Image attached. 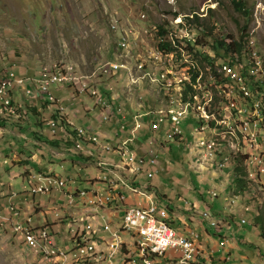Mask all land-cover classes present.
<instances>
[{
    "label": "rangeland",
    "instance_id": "374dc122",
    "mask_svg": "<svg viewBox=\"0 0 264 264\" xmlns=\"http://www.w3.org/2000/svg\"><path fill=\"white\" fill-rule=\"evenodd\" d=\"M242 1L245 2V9L248 8L250 10V14L247 16H244V12L237 9L233 0H0V67H2L0 69V78L5 76L8 70L14 71L17 78L35 77L39 74L42 67L43 69L46 66L50 68L51 63L64 59L60 62L59 66L73 68L76 74L84 76V82H87L86 76H88L90 83L88 89H92L95 85L89 78H93L94 76V78L100 79L101 75L105 74V67L109 65H102L101 63L115 60V64L120 62L124 65L122 69L125 71L120 69L118 77L112 79L102 78L100 82L103 83H100V86L102 88L104 85L112 86L113 90L108 92L109 96L114 94L116 98L119 97L118 103L122 105H116L123 107L125 112L130 116L131 112L138 109L142 115L146 116L149 114L148 118L145 119H142L144 116L141 118L138 116V120L136 116L139 114L133 118V122L136 119L135 123H139V121L140 123H144L149 118H153L151 115L159 117V115L150 113L163 106V101L161 102L162 95L166 101L164 106H170L172 100H182V95L187 90L185 82L190 79L189 76L191 77V82L194 79V75L192 72L188 73V69L201 71L197 83L196 81L193 83V90L196 92L195 100L199 103L201 102V98L197 94L198 90H204L207 86V95L210 99L212 98V107L217 110L220 118L221 116H226V121L221 127L229 133L226 136L223 134V138L226 137L230 146L226 144L224 147L232 152L236 151V154H231L230 162H221L219 161V157L216 160L206 157V153L211 148L203 145L202 141L210 139V133H214V130L210 129L207 132L205 131L206 133H199L197 132L199 127H197L191 131L193 137L196 139H192L191 142L190 138H188L189 141L184 145L185 147L176 142L165 145L161 144V140L166 141L165 135L162 132H160V136L158 133L153 135L148 133L145 137L142 136L135 144L130 143V146L136 158H145V168L138 173L132 170L116 168L115 174L121 175L124 181L131 184L135 181L141 182L137 185L134 184V186L136 185L140 189H144L145 192L154 196L155 201L171 208V210L168 209L170 214L172 210L184 213V207L191 209L186 211L193 212L195 208L190 204H194L197 207L198 201L204 200L206 204L212 206L211 211L208 210L210 216L215 218L221 226L228 224L225 220L227 214L233 215L234 220L230 221L229 228L224 229L223 234L226 235L227 233L229 242H233V237L237 239L241 238L242 242L232 251L229 255L230 259L226 262L219 261V255H215V261L218 264H264V237H262L264 235V189L261 184L257 183L261 177L264 178V166L261 169L258 168L256 154H252L250 147L242 140V136H239L236 132V126L244 114V112H239L238 110L237 96L241 106H243L244 99L243 94L238 91L237 86L229 79L230 73H240L243 83H248L250 89L254 91L251 74L259 75L256 69V50H249V58L244 55L243 64L247 68H242L236 58L230 61L233 64L229 67L222 65L223 59L218 60V64L214 66H217L215 69L219 74L216 76L212 67L207 66L205 64L206 61L203 62L204 64L201 63L192 52L187 53L185 50H181V52L160 50L162 47L160 45L161 41L164 39L173 41V38L170 34L167 37L157 36V34L159 25H162L164 21H168L172 25H179L177 24L179 19H176L178 16L175 13L181 14L182 19L186 14L192 13H197L201 17V12L206 11L208 7L206 18L199 20V36L201 37L200 44L204 47V50H208L210 55H212V49L214 48L211 40H217L220 35H232L234 37L240 35L245 25H247V30L250 28L251 31L255 30L254 34H256V38L260 42H263L264 0ZM106 10L120 11L125 24L120 20V17L114 16L110 21L109 29ZM254 14L256 15L254 16ZM253 21H255V25ZM128 22L132 23L137 29L128 25L125 26ZM149 26L151 27L149 28ZM178 29L192 42L197 40V33L191 32L188 27L185 26ZM211 29L213 30L212 32ZM110 30L115 32V37ZM134 30H139L140 35L125 34L126 37L120 42V46L125 47L129 51L130 44L136 43L140 47L137 51L141 56L136 54V49L131 51V53L118 52L119 49H115L116 46L114 45L117 36H120L122 32L124 34L125 31H127L126 33H134ZM154 31H157L156 34H154ZM143 33H148L152 36L144 37ZM212 36L214 39H211ZM129 38L132 41L130 43L128 41ZM149 46L152 50H149ZM119 48L124 50L122 47ZM159 53L164 56L161 57ZM19 54L20 56H18ZM115 54L117 55L116 58ZM258 57L259 60L264 59V48H258ZM141 59L144 62L143 65L140 62ZM150 62L153 64L149 65L148 69H144V64ZM164 63H166L167 70L170 73H179L180 70V74L158 75L155 70L159 68L160 64ZM261 65L264 67L263 63ZM107 74L110 76L111 73L108 72ZM116 74L117 72H115ZM140 74L142 76L146 75L145 79ZM63 84L52 85L50 91L61 100L60 105L64 107L65 113L68 114V119L72 122V126L85 130L88 127L96 128L90 134L98 135L101 143L106 145L105 137L102 135H110L114 131V128L116 130L117 119L120 116L115 113L114 121V117H112L114 112H107V115H110L112 118L109 123L102 122L100 120V109H97L94 99L87 98L84 95L79 96L75 92L74 94L78 99L73 100L72 96L70 98V91L64 87L67 85ZM159 88L161 96L159 95ZM14 90L15 93H21L19 87H14ZM33 92L38 93V90L33 89ZM44 94L49 95V93ZM215 97L218 98L215 100ZM202 100H205L204 95H202ZM44 103L47 104L46 101L39 102L43 113L39 131L48 136L56 134L58 137L64 135L65 138L75 139L74 134L64 127L62 121L54 118L53 107L48 103V106H51L48 108ZM225 104L231 106L229 108V116L223 113V106ZM8 105L14 106L12 102L8 103ZM7 110L9 109L7 108ZM6 115L9 116L10 113L6 112L2 116ZM2 116L0 117V162L5 158L8 162L7 164H3V166L0 165V204L5 205L4 215L6 216L4 218L6 226L0 223V264H48V262H50L49 264H54L55 258H46L44 255H41L42 258L38 257V253L29 244L28 239L24 237L27 227H22L20 231H17L14 228L11 230L8 225L13 222L26 221L28 218L36 219L37 222L34 225H41L44 224V220L48 216L51 218L53 216L59 217L61 219L58 222L61 221V224L55 225L54 228L59 239L61 237L59 241V246L61 247L62 237L69 231L68 223L74 218H80L82 213L80 211L83 210L80 209L78 211L75 208L72 210V217L65 222L63 215L64 211L68 208L65 193L53 191L52 194L45 196L41 194L31 195L32 188L35 184L42 183L44 181L43 178L53 172L59 177H66L69 172V180L63 191H71L86 186L82 175L85 177V174H87L90 177L95 173L96 175H94L93 179L88 181H93L97 178L101 184L95 185L90 183L89 189H98L105 192L104 181L105 177L108 178V176H105L104 167L100 166L99 159L96 161H81L79 159L73 160L68 158L58 161L57 158H50L46 164L48 167L51 166L52 169L44 173L37 172L38 167L39 169H43L37 163H45V158L41 155L38 158L34 157L38 159V162L35 163L32 160L33 153L39 152V148L28 147L27 144L29 143L27 142L18 147L20 138L25 139V141L28 139L31 141L30 137L32 135L28 134V136L26 132H16L12 129L10 123L5 124L1 119ZM49 120L55 122L56 132L54 133L49 129L48 123H46ZM127 121L132 123V118ZM185 125L186 122L184 121L183 126ZM98 127L99 130H97ZM179 131L181 129H178ZM66 132L68 133L67 135ZM5 134H11L15 138L10 137L6 139L3 136ZM230 137L236 142H240L241 140V148L234 145L232 143L233 139ZM113 141L116 146L118 141L121 142L122 139H115ZM169 141L175 140L170 139ZM111 144L112 146L114 145L113 143ZM58 150L53 149V153L55 156L60 157L62 153ZM240 154L248 155L246 168L250 175L248 176L249 178L244 174V167L243 172L237 173L235 167L232 168L233 166H231L234 165L237 157L241 160L244 158ZM105 156L110 157L114 164H122L116 153H106ZM151 158L157 159L155 166L149 164V159ZM72 161L75 162L77 169H75V165L71 167L70 162ZM4 165H8V168L4 167ZM106 171L109 176H113V171ZM229 172L230 175L228 174ZM219 173H221L220 176ZM237 175L244 178L246 182V189L242 192L235 191L236 180L234 178ZM149 176L151 177L150 180H148ZM261 180L264 182V179ZM2 181L3 183H1ZM4 183L12 189V196L15 193H21L20 200L14 206L17 208L20 205L19 209L22 208V214L19 213L17 217H13L15 213L14 211H10L11 209L9 208L11 206L10 203H14V196L11 197L10 195L9 197L6 194ZM13 184L14 186H12ZM115 200L117 201V199ZM21 201L22 203H20ZM246 207H249V209L246 210ZM154 208V211H158L156 204H153ZM258 215L260 216L259 221L257 226H255L251 223ZM18 218L21 220H17ZM117 218V214H113L111 217L115 221H118ZM242 218H245L248 223L242 224ZM80 222L81 220L74 223V225L79 227L81 225ZM96 222L99 224V221L96 220ZM175 222L174 226L178 230L181 227L180 221L175 220ZM113 223L115 222L113 221ZM31 224L33 225V221ZM97 224L96 227L98 228L101 224ZM205 224L208 226V223L205 222ZM119 225L116 224L115 228ZM104 227V223L102 222L100 226L101 230ZM125 230L129 232L124 234L123 239L129 238L133 240L131 234H134L133 227H125ZM104 235L106 236L105 238L95 237L92 240L100 243L107 238V234L104 233ZM85 241L81 240L77 242V244L80 243L79 246L76 244L79 248L74 250L79 249L78 253L80 251H84L85 253L86 247L83 246ZM218 243H221V239ZM70 246L73 247L74 244L70 243ZM51 249L59 251L54 247ZM63 250L67 256L69 255L67 264H80V262L87 259L92 264L94 262L95 264H106V261L109 260H101L102 254L90 252L91 255L83 254V256L79 257L70 256L71 253H68L66 249ZM221 252L225 257L226 253L223 249H221ZM108 255L112 259L108 263L114 264L115 258L111 257L110 253Z\"/></svg>",
    "mask_w": 264,
    "mask_h": 264
},
{
    "label": "built area",
    "instance_id": "2783aa9c",
    "mask_svg": "<svg viewBox=\"0 0 264 264\" xmlns=\"http://www.w3.org/2000/svg\"><path fill=\"white\" fill-rule=\"evenodd\" d=\"M115 16L120 17L117 13ZM120 20L121 17H120ZM125 34H132V35H140L139 30H134V33H124L118 38H124ZM144 38V37H143ZM144 40H146L144 38ZM198 41V38L195 42ZM149 44V42H148ZM136 49V47H133ZM258 48H264V41L260 42L256 36L254 35L250 38L248 43H245L243 50L238 53V55H234L232 58H236L238 62H240V66L242 68H247L244 66L243 61H241V54H249V50H256V62H261L264 64V60H259L258 57ZM149 50H152L149 46ZM160 55V54H159ZM214 57V53L211 55ZM115 60H108L105 62H112ZM101 68V67H99ZM217 68V66L215 67ZM110 71H115L111 69H106V75ZM158 75H166V74H180L179 73H170L167 70L166 63L160 64L159 68L155 70ZM229 71V70H228ZM62 72H50L52 74H60ZM253 77V84L254 89L258 90V99H259V106L263 113L264 110V99L261 98V89L264 88V75H256L251 74ZM230 80L236 82L238 91H245L246 95L249 98V92H247L243 88V81L240 78V73H230ZM101 81V80H100ZM102 83V82H100ZM100 83L96 85L95 89H88V84H84V79L80 76L73 75V80L69 83V85L64 87H69L74 90L72 98L75 99V92L82 95H87L90 98H93L96 102L97 107L100 109V120L102 122H107V112H114V121H115V113H117L120 118L117 119V127L116 130L110 135L103 134L106 145H103L99 139L98 135H91L90 133L95 131L92 130V127H88L86 130L83 128L77 129L82 135H90L92 140H95V147H108L112 148L113 140L115 139H122L123 140V147H120V153L118 154V158L121 162H126L129 164L131 168L136 169V173L140 172L143 168H145V158L138 157L136 158L135 154L132 152L130 143L135 144L136 141L140 140L139 135L137 134V130L140 129L142 126L148 124L153 118H149L145 123H133V116L137 115V110L131 112L130 118L127 116V113L121 106H117L115 103L116 99H110L109 91L113 90L112 86L104 85L102 88ZM257 83L259 86H257ZM59 85V81L56 84ZM52 85H47V82H42L37 78H17L16 74L10 72V79L7 80L6 90H1L0 95V103H6V93L12 90L14 87L22 88L23 93L30 95L33 92V89L37 87L38 93L37 97L42 98L43 101L49 103V105L56 104L57 109L61 112V114L66 115L64 107L60 105L61 100L53 95L50 91ZM41 87H48L49 88V95H42L41 94ZM62 87V86H60ZM196 89V88H195ZM202 95H207V86L204 90H198V97L201 98L202 103ZM184 104H189V100H184ZM237 104L239 112H245V106H241L240 102H238L237 96ZM121 105V104H120ZM229 106L225 104L223 106V113L229 116ZM159 109H171L172 112H180L181 106H160ZM202 112L206 113V122L207 127L210 130V115L208 113L207 105H202ZM133 113V114H132ZM246 113V112H245ZM132 118V123H129L127 120ZM152 124L153 129L155 132L158 133L160 136V132L165 135L166 141L172 139L173 136H176L178 133V129H182L178 119H171L170 118H160L155 117ZM246 118H251L246 114ZM252 120V119H251ZM70 125L72 122L67 120ZM109 123V122H107ZM48 125L52 132L55 131V122L52 120L48 121ZM254 129H260V124H253ZM129 126V127H128ZM128 127V128H127ZM158 136V141H159ZM191 137V136H190ZM192 139H196L195 137H191ZM210 143H214L215 146L219 144H227L230 146V143L227 141L226 138H214V133H210ZM91 152V147H88V153ZM233 154H236V151H233ZM226 157L223 156L222 159L224 160ZM149 164L151 166H155L157 164L156 158L149 159ZM264 172V169H263ZM245 175L248 177L247 172ZM150 177V176H149ZM136 178V177H134ZM151 178V177H150ZM99 180V179H98ZM68 181L66 177H59L56 173H51L48 175V180H44L40 184H35V186L31 190L32 194H41L43 196L52 194L53 191H60L65 193V199L67 203V210L64 211L63 219L67 222L73 215V211L75 208L79 211L82 209L80 217H88L90 219V225L93 223L92 220V212H101L102 214V222H106V231H98L95 237L105 238L106 236L104 233L107 234V238L104 239L102 242L98 243L91 238L86 244L87 249L90 248V245H97V247H102V258L103 260V253H110L112 250L116 248H123L129 255H137L138 258L141 259L142 264H162L161 259L165 257V255L169 251L175 252V256L179 258L180 264H202L200 260V256L202 254V250L200 247V236L193 234L191 229L187 232H178L176 228L172 225L171 221L167 219L165 214L162 211H154L153 204H148V199H141L139 196L136 195H127L125 191H118L117 186L112 183V181L105 179L104 181V190L105 192L98 190V189H89V187H81L71 191H63L64 189V182ZM109 191H116V199L119 201L121 205L122 215L120 222L116 224H120V233L119 234H111L109 233V226L116 225L113 223L105 210V201L109 200ZM215 194V193H214ZM14 195H17L15 193ZM214 196V195H213ZM134 199V201H132ZM115 201L113 200V207L115 208ZM129 201V202H128ZM132 201V203L130 202ZM59 203V202H57ZM10 211H14L16 217V210L15 204L10 203ZM83 206V207H82ZM5 205L0 204V215H4ZM30 219L28 218L27 222H13L15 223V230L20 231V227H27V233H30V237L32 243H37V252L38 257H41V246H39V238H40V229H48L49 231V241L51 243L52 248V240H61L55 231V226H50L45 224L38 225V228H31L30 226ZM210 225H213L214 229H219L220 224L216 221L215 218L211 217V220H208ZM247 224V222H245ZM69 231L66 235L62 237V243H64L65 247L68 249V253H71L70 256H75L76 254H84L82 253H75L72 250V247L68 245V238H76L80 234L82 228L74 226V219H72L68 223ZM125 227H133L134 229V236H132L133 240L129 238L126 239V247H118L116 244V237L117 236H124V229ZM94 237V238H95ZM217 249L218 252L221 249H225V243H218ZM215 251V250H214ZM213 251V252H214ZM69 256V255H68ZM56 259H59L56 254ZM227 261L230 259L228 255L224 257ZM98 262V261H97ZM50 262H48L49 264ZM59 260V264H60ZM95 264V262L93 263Z\"/></svg>",
    "mask_w": 264,
    "mask_h": 264
},
{
    "label": "trees",
    "instance_id": "16d2710c",
    "mask_svg": "<svg viewBox=\"0 0 264 264\" xmlns=\"http://www.w3.org/2000/svg\"><path fill=\"white\" fill-rule=\"evenodd\" d=\"M233 3L236 5V7H237V9L239 11L244 12V14H243L244 16L245 15L247 16V15L250 14V10L248 8L245 9L246 6H245V2L244 1H242V0H233ZM175 15H179V14L175 13ZM184 20L187 21V24L189 25L190 30H194V29L199 30L200 24H199V18L197 16H195V18H191V17L185 15V19ZM246 28H247V25L244 26V30H246ZM169 34L173 38V41H168L167 39H164L163 41H161V44H160L162 46V48H164L165 50H171V51H177V52H181V50H185L187 53H191L192 52L194 55H196V57L200 60L201 63L206 61L205 64L207 66H211L212 67V69L214 71V74L216 76L218 75V73L216 72V69L214 67L215 64H218L217 61H215L216 58L223 59V63H222L223 66H225V65H227L228 67L232 66L233 63H231L230 61H233L234 58H230L228 60H226V58H228L229 56L238 55V53H240L242 51L243 46L245 45V41H246L244 38L240 39L239 41L230 42V43L229 42H224V41L219 40V39L215 40L213 50H214V52L216 54V58L214 60L209 55H207L206 52L203 51L204 47L200 44V42H197L198 44H196V45H195V43L193 44V42L190 39L185 37L179 31V29L177 27H175V25H172L168 21H164L162 25H159L157 36H165V37H167ZM131 45H132V47H136V52L137 53L136 52L135 53L137 55H139L137 50L140 47L136 46L134 43H132ZM132 47H131V50L134 51V48H132ZM244 55L247 58H249L250 54H241V61L244 60ZM18 56H20V54ZM1 68L2 67H0V69ZM120 69H122V68H120ZM120 69L115 70V72H118V70H120ZM44 70L45 69H43V67H42V69L40 70L38 76H36L35 78L38 77L40 79H46V77L44 76V73H45ZM191 72L194 74V72H195L194 69H192ZM198 75H199V72L196 71L195 74H194V80L197 78ZM217 86H219V85H217ZM257 86H259L258 83H257ZM20 89H21V93H19V94L22 95L23 101H22V103H20L16 99L17 102L14 103V106H15V109H16V113L15 114L11 112V106L10 105H5V103H0V114H4L5 111H8L10 113L9 116L6 115V116H2V118H1L5 122V124L7 125V124L10 123L11 126H12V129L15 130L16 132L18 131V133L26 132L27 135L28 134L32 135L30 137L31 141H29V139L25 141V139L20 138L21 140H19V143H22V144L24 142L25 143L27 142L29 144L32 143L33 147H38L40 151L45 152V153H42V157L45 158L44 159L45 163L47 162L48 158H51V159L52 158H57V159L58 158H62V159L63 158H71L73 160L79 159L81 161H90V160H95L96 161V160L99 159V156H97V157L96 156H92V155L88 154L86 151L84 152V151H82V150H80L78 148V143H82V144H84V146L91 147V148H94L95 144L93 143V141L88 140V138H86L84 135H82L72 125H70L69 122H67L66 116L61 114L59 109H57V105L56 104H52L51 105L53 107V110H54V113H53L54 114L53 115L54 118L55 119H60L62 121V124H64V127L74 134L75 139L74 138L73 139L65 138L64 135H61V136L58 137L56 134H53L52 136H48V135L42 134L39 131V128L41 127L42 116H43L42 115L43 114L42 113V109H41V107L34 106L32 103H33L34 100H41V101H43V100H42V98H38L37 97V93L32 92L30 95H27V94L23 93L22 88H20ZM34 89L37 90V87H35ZM14 93H15V90L13 91V98H14ZM189 94H193V97H196V92L193 90V88H191L190 84L188 83L187 84V90L184 92V95H185V97L190 99ZM217 98L218 97H215V100ZM45 105L48 106V103L45 104ZM7 108L9 110H7ZM19 113H20V115H19ZM127 116L129 117L130 115L127 114ZM151 116L153 117V120L137 130V134L139 135L140 138L142 136L145 137L148 133L153 135V134H155V132H159V131H155V129H153L151 123H153L156 118L153 115H151ZM143 118H145V117H143ZM184 121L186 122L185 126H183V122ZM206 121H207L206 118H203V117H197L195 119L191 115H187L180 123V126H181L182 129H181V131H179L177 133L178 136L176 135V136L172 137V139L175 140V141L161 140L160 143L165 145V144H171L173 142H176V143L181 144V145L184 146V145H186L188 143V141H189L188 138H190V140H191L190 136L193 137V133L191 131L194 128L196 129L197 127H200L201 125L202 126H207L206 125ZM211 122L213 124H211ZM211 122H210V124L212 126L210 125V128L214 127L215 124H216L215 121H211ZM62 124H61V126H62ZM57 126H58V124H57ZM49 129H50V126H49ZM207 131H209L208 127H207L206 132ZM190 132H191V134H190ZM67 134L68 133L66 132V135ZM219 145H221V144H219ZM53 149H57V150L59 149L58 151H60L62 153V155L60 157L55 156L54 153H53ZM216 152L219 153L220 151L216 150ZM46 153L48 154L47 157H46V155H47ZM241 156L244 157V158L241 160L239 157H237V159H236L237 162L236 161L234 162L236 164V166H235V164L231 165V166H233V168L234 167L236 168L238 166L236 168V171L238 173V172H243V168L241 167V164H242V166L244 167L245 172H247L248 176H250L248 171H247L246 165H244V162L246 163V160L248 159V155H241ZM124 163H126V162H124ZM70 164H72L71 167H73L75 165V162L73 161V163H70ZM126 164L129 165L128 163H126ZM112 169L115 170L116 167L112 166ZM150 179L151 178L149 177L148 180H150ZM234 179L236 180V190L235 191H241L242 192L246 188V182H245L244 178H241V177H239L237 175L236 178H234ZM96 181H97V179H95L93 181H85L84 180V182L86 183L85 185L90 184V183H94ZM131 181L133 182V180H131ZM135 183L136 184H138V183L140 184L141 182L135 181ZM155 188L158 189L159 187H155ZM11 197H13V196H11ZM18 197H19V200H20L21 193L20 194L18 193L17 198ZM18 201L16 200V202H14V204H16ZM20 203H22V201ZM157 204L159 206L160 202L157 203ZM17 208H18L17 210L19 211V213L22 214V211H21L22 208L19 209L20 205H18ZM168 209L171 210V208H168ZM259 217H260L259 215L257 217H255V220L251 224L257 226V223L259 221ZM202 218H204V217H202ZM17 220L20 221L21 219L18 218ZM46 220H47L46 221L47 225L55 226L56 223H58L57 221L59 220V217L55 218V219H48L47 218ZM169 220L171 221V214H170ZM230 220H232V221L234 220V216L233 215L231 216ZM242 221L245 222L246 220H244V218H242L241 222ZM26 222H27V219H26ZM0 223L2 224V220L1 219H0ZM8 226L11 228V230L13 229V227H12L13 223H11ZM36 228H38V227H36ZM124 232H126V231L124 230ZM262 237H264V235ZM78 244H77V246H78ZM77 248H79V247H77ZM77 251H79V249ZM80 264H92V263L89 262L88 259H87V260H84L83 262H80Z\"/></svg>",
    "mask_w": 264,
    "mask_h": 264
},
{
    "label": "crops",
    "instance_id": "0c3cea01",
    "mask_svg": "<svg viewBox=\"0 0 264 264\" xmlns=\"http://www.w3.org/2000/svg\"><path fill=\"white\" fill-rule=\"evenodd\" d=\"M112 62H115V61H112ZM106 63H109V62H106ZM101 64H103V62ZM114 75H115V72L112 75H110V76L107 75V78H111L112 79V77H114ZM102 77H104V75H101V78ZM101 78L100 79H96L93 76V78H92L93 84L95 86L98 85L100 83ZM5 80L6 79H4L3 81H5ZM95 88L96 87H93L92 89H95ZM67 89L71 93L70 94V98H71V96L73 95V91L69 87H67ZM85 97H87V96H85ZM16 99L20 103H22V101H23V97L19 93H15L14 94L15 102H17ZM76 99H78V98H76V96H75L74 100H76ZM110 99H116L117 102H119V100H120V98L119 97L116 98L114 94H112L110 96ZM11 102H13L12 94H11ZM39 102H41V100H34L32 104L34 106L40 107L39 106ZM5 105H8V103H5ZM49 107H51V106H48V108ZM140 110H141V108H140ZM142 110H146V109H142ZM137 114H140L139 109L137 110ZM112 117H114V114L112 115ZM112 117L108 118L107 122H109ZM134 117L135 116H133V118ZM144 117L148 118V114L146 116H144ZM145 118H142V119H145ZM135 122H136V119H134L133 123H135ZM92 130H96V128L92 127ZM97 130H99V127L97 128ZM3 136H5L6 139H8L10 137H14L15 138V136H13L11 134H8V135L5 134ZM86 138H88V140L93 141V143L95 144V140H92V137L89 138L88 135H86ZM122 143H123V140L121 142L118 141V144L115 146V143L113 141L114 145L112 146V148H108V147H94V149L91 148V152H89V153H88V148H87L86 152L88 154L92 155V156H96V157L99 156V163H100V166L104 167L105 176H108V180L112 181V183L117 186L118 191H125L126 194L136 195V196H139V198H141V199H148V204H156L158 206V204H157L158 202L154 200V198H153L154 196L152 194L151 195L148 194L147 192L144 191V189H140V188H136V187L132 188V186H134V184H136L135 182L133 184H131L130 182L124 181V179L121 177V175L115 174V170L111 168L112 166H115L118 169L132 170L133 172H136V169L131 168L126 163L121 162L122 164H114L110 157L105 156L106 153L109 154L111 152L116 153L118 155V153H120L118 151V149L120 147H123ZM21 145H22V143H20L18 145V147H21ZM27 145H28V147H33L32 143L31 144H27ZM82 146H83L82 144L78 143V148L82 149ZM22 147L24 148V146H22ZM39 155L42 156V151H40V150H39V152H34L33 153V158H32L33 162H35V163L38 162V159H35L34 157L36 156L38 158ZM46 157H47V155H46ZM5 159H3V161L0 162V165L3 166V164H7L8 161H6ZM48 159H50V158H48ZM58 161H63V159L62 158H58ZM198 162H200V161H198ZM37 165L38 166L40 165L41 167H43V169H39V167H38V170H36L37 172L44 173V172L49 171V170L52 169V167L51 166L48 167L46 163H44V164L37 163ZM5 166L8 168V165H4V167ZM75 169H77L76 165H75ZM67 170L71 171L70 169H67ZM106 170L113 171V174H112L113 176H111V175L109 176L107 174ZM94 175H96V174L93 173L92 176L88 177V175L85 174V177L83 175H82V177H83V179L85 181H88L90 179H93ZM69 176H70V174H69ZM261 179H264V178L261 177ZM261 179H259V181L257 183L261 184V186L264 189V182ZM43 180H48V178H43ZM67 182L68 181L64 182V188L67 186ZM1 183H3V181ZM93 184L100 185L101 183L97 181V182H94ZM4 185L6 186L4 188V190H5L6 194L10 197V195L12 194V189L6 183H4ZM12 186H14V184ZM89 186H87V187H89ZM84 187H86V186H84ZM115 199H116V191H109V200L105 201V210H108L106 212L108 214L109 219L112 222L114 221L115 224H116V223L120 222L122 210H121V205H120L119 201H115V208L113 207V200H115ZM16 200L18 201L19 197L18 198L15 197L13 201L16 202ZM132 201H134V199H132ZM132 201H130V202L132 203ZM190 205L195 208L193 210V212L192 211H190V212L186 211V210H191L188 207H184V209H185L184 213H181L180 211L172 210V212H171V214H172L171 215V223L174 226L175 223H176L175 220H179L181 227L178 229V232H180V233L181 232H187V231H189L191 229L193 234H196L197 236H200V238H201L200 239V247H201V250H202V254L200 256V260H201L202 264H218V262L215 261V255H219V257H218L219 261L225 262L226 260L224 259V254L221 251L218 252V250H217V249H220L218 247L219 240L221 239V243H223V242L225 243L226 247L223 250L226 253V255H228V256L232 253L233 250L236 249L237 245H239L242 242L241 238L237 239V238H234V237H233V242H229V236L227 235V233H226V235L223 234L224 229H227L230 226L229 223H230V221H232V220H230L232 215L231 214H227L225 220L227 221L228 224H226V226H221L220 225L219 229H214L213 225H209V221H208V220H211L210 212H208V210L211 211V207L212 206L209 205V204H206L204 202V200L198 201L197 207H195L194 204H190ZM169 207H170V205H169ZM158 211H162V213L165 214L167 219L170 218V211L168 210V207L165 206L164 204L161 205V203H160V205L158 206ZM113 214H117L118 215V218H117L118 221H115V219H113V220L111 219ZM92 216H93L92 217L93 223L91 225H90V219L88 217H80V218L78 217L77 219L74 218V223H77L79 220H81V222H80L81 225L79 227L82 228L80 234L77 237V240H76V238H68V245H70V243L74 244V246L72 247V250L75 253H78L77 250H74V249H77L76 248L77 247L76 246L77 242H80V240H86L85 243L83 244V246L86 247L85 248L86 252L84 254H88V255H91V253H93V254H95V253L96 254H102V247H97V245H90V248L87 249V244L86 243L91 238H94L98 231H106V222H103L104 226H105L104 229L101 230V228H100V226L102 225V214H101V212H92ZM202 217H204L205 219L202 218ZM47 218L48 219H55V218H58V217L53 216L51 218L50 216H48V217L45 218L44 223H46V221H47L46 219ZM60 219L61 218H59V220ZM96 220L99 221L98 223L101 224V225L97 224ZM32 221H33V225H34V220H32ZM35 222H37L36 219H35ZM205 222L208 223V226L205 224ZM245 222H248V221L246 220ZM245 222L242 221L243 224H245ZM60 224H61V221L56 223V226L60 225ZM96 224L99 225L98 228L96 227ZM127 232H129V231L124 232V234L125 233L127 234ZM109 233H111V234H119L120 233V225L117 228H115V225H110L109 226ZM131 234H132V236H134L133 233H131ZM116 244L118 245V247H126V240L123 239V236H117L116 237ZM52 245H53L52 247H54L55 249H57V250H59L61 252L63 251V253H65V251L63 249H61V248H66L64 243H62V246L60 247L59 246V240H57V243H56V240H52ZM79 245H80V243L78 244V246ZM122 249L123 248H116V249L112 250V253H111L110 256L115 258V263L114 264H142L141 259L138 258L137 255H135V256L134 255H129L127 253V251H125L124 249L122 250ZM79 253H82V252L80 251ZM103 254H104L103 260L109 259V260L106 261V264H110L108 262H111L112 259L109 257V255H108L109 253H103ZM64 255H66V256H65V258L63 260L62 259H57L58 264H59V260L61 262L60 264H67L68 256H67L66 253ZM75 256L81 257V256H83V254H80V255L76 254ZM177 258L178 257L175 256V252L169 251L165 255V257L161 259V261H162L161 263L162 264H180L178 262L179 260H177Z\"/></svg>",
    "mask_w": 264,
    "mask_h": 264
},
{
    "label": "bare ground",
    "instance_id": "6f19581e",
    "mask_svg": "<svg viewBox=\"0 0 264 264\" xmlns=\"http://www.w3.org/2000/svg\"><path fill=\"white\" fill-rule=\"evenodd\" d=\"M125 32H127V31H125ZM156 32L157 31H154V34H156ZM121 35H123V32L120 34V36ZM125 37H126V35H124V38ZM124 38H122V40H120L121 38L118 39V44H117V48L119 49L118 52L124 51L125 53H129V52L131 53V51H132L131 50V47H132L131 44H130L129 51H127L125 47L120 46V42H122L124 40ZM128 41L130 43V41H131L130 38H129ZM136 41H138V40H136ZM134 44L136 45V43H134ZM136 46H138V45H136ZM119 47L124 48V50L121 49V48H119ZM157 49H160V48H157ZM160 50L165 51L164 48H162V47H161ZM171 52H173V51H171ZM139 56H141V55H139ZM160 56L163 57L164 55L160 54ZM63 60L64 59H60V60H57V61L51 63V67L50 68H48V66H46L44 68L45 69L44 70L45 71L44 76L46 77V79H40V78H38V80H41L42 82H47V85H54V84L57 83V81H59V84L64 83L65 85H69V83L73 80V75L80 76L82 79H84V76L83 75L76 74L73 68H70V67L64 68L63 66H59L60 62L63 61ZM140 62H142L141 65H143L144 62H143L142 59L140 60ZM152 64H153L152 62L145 63L143 68L144 69L145 68L148 69L149 68L148 66L149 65H152ZM102 65H108L105 68L106 69H109L110 68L111 70H117V69H120V68L124 67V65L122 63H120V62H118V64H115V62H109V63H104L103 62ZM256 65H257L256 66V69L258 71V74L259 75H261V74L263 75V73H264V67L261 65V62H256ZM116 67H118V68H116ZM103 69H102V71H103ZM106 69L104 70L105 74L103 73V75H106ZM191 71H192V69H188V73H190ZM194 71L195 72L198 71L199 72V75L197 76V78L195 80L193 79L194 81H192V82L190 81L191 77L189 76L190 79L185 82L186 89H187V84L188 83L190 84L191 88H193V83H195V81L197 83V79L199 78L201 71L200 70H194ZM50 72H62V73L60 74V78H59V74H52V75H50ZM113 72H115V71H110V73H111L110 75H112ZM195 72H194V74H195ZM216 72H217V70H216ZM140 76L143 77L144 79L146 77V75L145 76L144 75L142 76L141 74H140ZM86 77H87L86 78V81L88 83L87 82H84V84H88V88H89L90 83L88 81V76H86ZM29 78H35V77H29ZM4 79H6V80L3 81ZM9 79H10V73L7 74V75H5V76H3L0 79V95H1V90H6L7 80H9ZM89 79L92 80V77L89 78ZM232 83L235 86H237L236 82L232 81ZM91 84H92V81H91ZM243 88L247 92H249V98L246 95V92L245 91H240L243 94V99H244L243 106H245V112L246 113L244 112V114L241 116L240 122L236 126L237 127L236 132H237V134L239 136H242V140L247 144V146L250 147V149L252 150V154H256L255 155V157H256V164H257L258 168L261 169L264 166V110H263V113H262V111L260 109V106H259L258 90L257 89H254V91H253L252 89H250L249 84L248 83H245V82L243 83ZM13 90H14V88H13ZM13 90H10L8 93H6V103H10L11 102V92ZM158 91H159V95H160V88H159ZM44 93H49V88L48 87H41V94L44 95ZM189 96H190V99L187 98V97H185V95H182V100H177V101L172 100L171 105L181 106V110H180L179 114H178V112H172L171 109H158V110H155L153 112L151 111L150 114L159 115L160 118H170L171 117V119H178V122L180 124L181 123L180 121H182L187 115H191L195 119L197 117L206 118V113L205 112H202V105H207V107H208V113L210 115V122L211 121H215V123H216L214 127L210 128L211 130H214V138H223V134H225V136L227 134H229V133H227L226 130H223L222 127H221V125L224 124L225 121H226V118H225L226 116L225 115L223 117L221 116V118H220V116H218L217 110H215L212 107V98L210 99V97L208 95H204L205 100H202V103L201 102L199 103L197 100H195V97H193V94H189ZM161 98H162L161 99V102L163 101L162 103H163V106H164L166 101L163 99L164 98L163 95L161 96ZM261 98L264 99V88L261 89ZM184 100H189V104H184ZM169 101H170V97H169ZM181 101H183L182 104H181ZM189 110H191V111H189ZM11 112L12 113H15L16 112L15 106H11ZM247 113H249L248 116L251 117V118H246V114ZM19 115H20V113H19ZM138 116H140V118H141V117H143L145 115H142V114L137 115L136 117L139 120ZM110 117H111L110 115H107V119L110 118ZM139 123H140V121H139ZM252 123L253 124H260V129H254V126L252 125ZM211 124H213V123L211 122ZM206 125H207V122H206ZM206 130H207V126H202L201 125L197 129V132L203 133ZM55 131H56V129H55ZM84 136H86V135H84ZM88 137L90 138L91 136H88ZM224 138H226V137H224ZM230 138L233 139L232 137H230ZM206 139H207V137H206ZM232 143L234 145H237L238 147L241 148V140H240V142H236L233 139V142ZM202 144L203 145H207L208 147H210L212 149V150L209 149V151L206 153V157L207 158L215 159L216 160V158L219 157V161H221V162H224V161L225 162H229L230 161V156L232 157L231 154L233 152L231 150H229V149H227V148L224 147L226 144L217 145L216 149H214V147H215L214 143H212L213 145L211 146L210 139H207V140L202 141ZM119 150H120V148L118 149V151ZM216 150H219L220 152L217 153ZM223 156L226 157L224 160L222 159ZM245 165H246V163H245ZM44 178H48V176H45ZM105 179H108V178L105 177ZM134 187L140 188V187H138L136 185L135 186H132V188H134ZM248 209H249V207H246V210H248ZM154 210H155V208H154ZM16 213H17L16 214V217H17L19 215V212L16 210ZM4 218H6L5 215H1L0 216V219L2 220V225L6 226V221L4 220ZM31 222H32V219H30V224H31ZM35 223L36 222H35V219H34V224ZM12 227L15 229V223H13V226ZM36 227H38V225H32L31 224V228H36ZM20 229H22V227H20ZM22 232H23V230H22ZM24 234H25L24 237H26L28 239L29 244L37 252V243H32V240H31V237H30V233H27V231H26V233L24 232ZM56 243H57V240H56ZM39 246H41V255L46 256V258H55L54 264H57L56 254H57V257L59 259H64L65 256H66L61 251H56L54 249H51V245H50V241H49V231H48V229H40ZM61 249H67V248H61Z\"/></svg>",
    "mask_w": 264,
    "mask_h": 264
},
{
    "label": "clouds",
    "instance_id": "9594fccd",
    "mask_svg": "<svg viewBox=\"0 0 264 264\" xmlns=\"http://www.w3.org/2000/svg\"><path fill=\"white\" fill-rule=\"evenodd\" d=\"M216 1V0H215ZM218 1V0H217ZM212 11V10H211ZM118 14L120 17H121V19H122V22H123V24H125V22H124V19H123V17L121 16V13H120V11H118V10H112V11H107L106 10V18H107V21H108V25H109V29H110V21L114 18V16H115V14ZM207 13H208V7H207V9H206V11H202L201 12V17L197 14V13H192V14H186V16H189V17H191V18H195V16H197L198 18H199V20H202L203 18H206V16H207ZM181 14H179V15H176V16H178L176 19H179L178 20V22H177V24H179L178 26H176L175 25V27H177V28H183V27H188L189 28V25L187 24V21H185L184 19H185V16H183V19H182V16H180ZM256 14H254V16H255ZM256 18H257V16H256ZM176 19H175V21H176ZM181 19V20H180ZM127 22V21H126ZM254 22V25H255V21H253ZM130 26V27H133V28H135V29H137L132 23H129L128 22V24H126L125 26ZM151 26H149V28H150ZM149 28H146V29H149ZM190 29V28H189ZM150 30V29H149ZM111 31V30H110ZM191 32H196L197 33V38H198V41L197 42H200V40H201V37L199 36V30H196V29H194V30H190ZM213 30L211 29V32H212ZM111 33L113 34V36L115 37V32H113V31H111ZM151 33H153V32H151ZM255 33V30H253V31H251V28L250 29H246V30H242V32H241V34L240 35H237V36H232V35H226V36H223V35H220L219 37H218V39L219 40H222V41H224V42H236V41H239L240 39H245L246 41H245V43H248L249 42V40H250V38H252L254 35L256 36V34H254ZM143 35H144V37H149V36H152L151 34L149 35L148 33H146V34H144L143 33ZM243 36V37H242ZM211 39H214L213 38V36L211 37ZM212 41V43L214 44V42H215V40H211ZM196 42V43H197ZM195 43V44H196ZM117 44H118V36H117V39L115 40V42H114V45L116 46V48L115 49H117ZM194 44V43H193ZM198 44V43H197ZM244 47V46H243ZM213 50V49H212ZM243 50V49H242ZM203 51L204 52H206V54L207 55H209L212 59H214L215 60V58H216V54H215V52H214V50L212 51L214 54H215V56L214 57H212L210 54H209V52H208V50H204L203 49ZM116 54H115V58H116ZM233 56H229L228 58H226V60H228V59H230V58H232ZM218 60H222V59H220V58H216V60L215 61H218ZM72 61V60H71ZM73 62H75V61H73ZM204 64V63H203ZM121 70H123V71H125L124 69H121ZM121 70H119L118 72H117V74L116 75H114V77H118V74H119V72L121 71ZM10 72H13V73H15L14 71H12V70H8V71H6V75L7 74H9ZM38 76V75H37ZM3 77V76H2ZM1 77V78H2ZM36 77V76H35ZM114 77H112V78H114ZM0 78V79H1ZM29 78V77H28ZM102 78H107V77H102ZM101 78V79H102ZM111 79V78H110ZM103 83V82H102ZM67 88V87H66ZM72 89V88H71ZM72 91L74 92V90L72 89ZM157 91V90H156ZM11 94H12V97H13V92H11ZM82 95H84V94H82ZM79 96H81L80 94H79ZM84 96H87V95H84ZM87 97H89V96H87ZM90 98V97H89ZM93 99V98H92ZM74 100V99H73ZM116 101V100H115ZM14 103H15V100H14V98H13V105H14ZM115 103H117V104H120V103H118V102H115ZM122 105V104H121ZM97 106V105H96ZM97 109H99L98 107H97ZM6 112H8V111H5L4 113H6ZM9 113V112H8ZM3 114H1V116H2ZM66 118H67V120H69L68 119V114L66 113ZM107 123V122H106ZM74 127V126H73ZM117 127V126H116ZM75 128V127H74ZM76 130H77V128H75ZM86 137V136H85ZM80 144H82V143H80ZM83 146H82V149L81 148H79L80 150H82V151H86V149L88 148V147H86V146H84V144H82ZM94 149V148H93ZM64 160H66V159H68V158H63ZM70 163H73V161L72 162H70ZM235 164V163H234ZM72 165V164H71ZM238 167V166H237ZM236 167V168H237ZM241 167L243 168V166H242V164H241ZM233 168V167H232ZM236 168H235V171H236ZM237 172V171H236ZM245 172V171H244ZM53 173H55V172H53ZM229 175H230V172L228 173ZM245 174V173H244ZM68 175H69V173H67V175H66V178H67V180H69V177H68ZM221 175V173H219V176ZM70 179H71V177H70ZM97 179V178H96ZM97 181L98 182H100L98 179H97ZM96 181V182H97ZM68 183V182H67ZM101 183V182H100ZM90 184H87L86 185V187L87 186H89ZM81 188V187H80ZM246 189V188H245ZM13 194V193H12ZM12 194H11V196H12ZM18 195V194H17ZM17 195H13L14 196V198L15 197H17ZM214 197V196H213ZM230 224V223H229Z\"/></svg>",
    "mask_w": 264,
    "mask_h": 264
}]
</instances>
